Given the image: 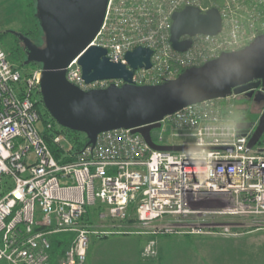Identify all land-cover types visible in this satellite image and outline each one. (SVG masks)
I'll return each mask as SVG.
<instances>
[{
  "label": "built area",
  "instance_id": "2783aa9c",
  "mask_svg": "<svg viewBox=\"0 0 264 264\" xmlns=\"http://www.w3.org/2000/svg\"><path fill=\"white\" fill-rule=\"evenodd\" d=\"M207 1L109 0L91 45L105 47L111 60L127 66V51L151 48V67H139L132 76L134 84L149 85L241 49L264 32V0ZM186 5L202 11L216 6L222 28L214 35L182 36L192 44L179 51L170 40L172 15ZM78 60L69 64L66 77L84 90L125 83L120 78L88 83ZM41 71L23 72L0 44V263L50 264L57 233L72 237L58 264H83L92 235L148 234L142 253L154 259L160 235L239 234L205 216L248 217L264 227V145L248 150L258 120L242 128L245 118L233 119L239 94L188 105L166 116L152 136L157 144L200 149L157 150L141 133L120 128L100 133L95 144L72 154V141L58 133L54 142L72 157L63 162L42 133L36 106ZM47 127L54 129V123ZM205 199L217 205L193 207ZM98 201L100 218L114 221L108 229H92L86 220L89 206ZM170 216L184 220L153 225Z\"/></svg>",
  "mask_w": 264,
  "mask_h": 264
},
{
  "label": "water",
  "instance_id": "95a60500",
  "mask_svg": "<svg viewBox=\"0 0 264 264\" xmlns=\"http://www.w3.org/2000/svg\"><path fill=\"white\" fill-rule=\"evenodd\" d=\"M46 43L39 46L31 37L13 31L24 43L25 63L42 65L41 94L53 118L63 127L85 133L88 144H95L100 133L131 129L141 133L157 150L200 149L196 146L157 144L152 130L164 118L194 103L226 97L233 93L264 102V32L245 47L221 53L199 66L183 71L164 83L137 85L134 70L151 67L153 51L138 46L127 51L124 62L107 56V49L91 45L105 20L109 0H36ZM222 28V14L216 6L202 11L186 5L172 15L170 40L175 49L187 50L192 39L184 35L217 34ZM79 56L83 78L90 83L100 79L120 78L122 85L84 90L71 83L67 67ZM264 108L248 143V150L262 145ZM264 151V146L260 148Z\"/></svg>",
  "mask_w": 264,
  "mask_h": 264
},
{
  "label": "rangeland",
  "instance_id": "374dc122",
  "mask_svg": "<svg viewBox=\"0 0 264 264\" xmlns=\"http://www.w3.org/2000/svg\"><path fill=\"white\" fill-rule=\"evenodd\" d=\"M222 3L223 0H208L207 2ZM32 30L33 39L39 46H44L46 43L45 33L41 27V21L38 15L36 0H0V44L6 50L9 59L23 72H28L30 69L42 68V65L34 67L27 65L24 61L27 54L25 52L24 43L16 37L12 32L18 31L25 33ZM29 35V36H30ZM20 63L24 65L19 66ZM40 64V63H39ZM242 96V97H241ZM238 109L237 114L233 117L234 120L245 121L240 124V127L246 128L251 125V122L259 120V117L264 108V102H254L250 98H245L243 95L239 96L237 101ZM242 125V126H241ZM156 129L152 130V136L155 138ZM72 137V135H69ZM82 138L84 136L82 134ZM264 138V135H263ZM156 140V139H155ZM169 141H175L169 139ZM67 148L70 145H66ZM217 202L205 199L199 203H195V208H210L217 205ZM98 201L97 205L89 206L91 211L90 216L86 217L87 222L92 229H108L107 224L114 222L110 218H100L99 210L102 207ZM97 207V208H96ZM105 208V206H104ZM161 221H157L156 226L163 227V224H176L183 218L170 216L165 217ZM205 216L206 221H218L230 224L233 232H238L237 235H194V234H165L160 236V243L163 251L167 255L166 261L175 264H264V227H258L252 219L242 216H221V217ZM134 229L135 227H128ZM127 228V229H128ZM146 235V241L149 239ZM69 236L66 234V237ZM71 236V235H70ZM69 236V237H70ZM133 237V236H132ZM100 244V245H99ZM106 247L98 242L97 235H92L90 239V255L99 251V248ZM185 249V253L190 251L189 254L182 257V255L175 259L170 253L171 250ZM143 250V249H142ZM141 251L140 261L142 262H158L162 261L160 258V250L158 256L154 259H146ZM182 257V258H181ZM158 258V259H157ZM53 259V257H52ZM155 260V261H154ZM119 261V260H117ZM53 262V261H52ZM6 262H1L4 264Z\"/></svg>",
  "mask_w": 264,
  "mask_h": 264
},
{
  "label": "crops",
  "instance_id": "0c3cea01",
  "mask_svg": "<svg viewBox=\"0 0 264 264\" xmlns=\"http://www.w3.org/2000/svg\"><path fill=\"white\" fill-rule=\"evenodd\" d=\"M107 224L106 226L110 225ZM111 226V225H110ZM68 235V234H67ZM66 236V235H65ZM133 236V237H132ZM146 235L144 234H109V235H97L98 242H101V245L106 246L104 248L100 247L99 251L90 255V247L88 250L87 260L83 264H175L173 262L166 261L167 255L162 249V245L159 242L160 236H158V247L160 250V258L162 261L158 262H142L141 251L146 243ZM100 245V244H99ZM189 250V249H188ZM185 253V249L171 250V254L178 259L181 255L182 257L189 254L190 251ZM181 257V258H182ZM59 257L56 258V255L53 257L50 264H58ZM158 259V258H157ZM119 260V261H117ZM155 261V260H154ZM4 264H11L6 262Z\"/></svg>",
  "mask_w": 264,
  "mask_h": 264
},
{
  "label": "trees",
  "instance_id": "16d2710c",
  "mask_svg": "<svg viewBox=\"0 0 264 264\" xmlns=\"http://www.w3.org/2000/svg\"><path fill=\"white\" fill-rule=\"evenodd\" d=\"M217 1V0H216ZM33 33L32 30L26 32L27 35H30ZM33 68L38 67L39 63L37 62H31L30 63ZM24 65V63H20L19 66ZM242 97V96H241ZM243 97L248 98L247 96L243 95ZM249 99V98H248ZM238 101V100H237ZM36 106L38 108V111L41 116V121H42V133L44 137L46 138L50 148L52 149L54 155L56 158L60 161L67 162L72 160V157L69 156L65 148L61 147L57 143L54 142V135L58 133H65L69 139L72 141V148L69 150L72 154L81 151L88 143V137L86 136L85 133H82L80 131L72 130L66 127H63L57 123V121L53 118V116L50 114L48 109L46 108L42 96L40 94V98L36 103ZM49 121H52L54 123V129H48L47 124ZM82 134L84 136V139L82 138ZM69 135H72L69 136ZM261 144L264 145V138L261 140ZM91 211L90 209L88 210V214L86 215L87 217L90 216ZM67 233H57L52 236L53 239V257L56 255V258L62 255L66 249L68 248L70 241H71V236H65Z\"/></svg>",
  "mask_w": 264,
  "mask_h": 264
},
{
  "label": "flooded vegetation",
  "instance_id": "af4514ba",
  "mask_svg": "<svg viewBox=\"0 0 264 264\" xmlns=\"http://www.w3.org/2000/svg\"><path fill=\"white\" fill-rule=\"evenodd\" d=\"M13 33V32H12ZM15 36H16V34L15 33H13ZM25 34V33H24ZM25 35H27V34H25ZM27 36H29V35H27ZM17 37V36H16ZM29 37H31L32 39H33V36L32 35H30ZM34 40V39H33ZM35 41V40H34ZM36 42V41H35ZM26 58H27V56H26ZM26 58L24 59L25 61H26ZM24 61V62H25ZM27 65H29V64H27ZM250 100H252L253 101V99L252 98H250Z\"/></svg>",
  "mask_w": 264,
  "mask_h": 264
}]
</instances>
